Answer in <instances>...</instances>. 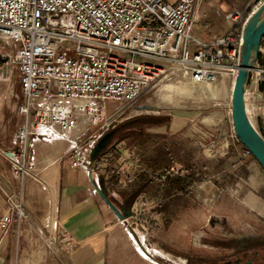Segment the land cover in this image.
<instances>
[{
  "label": "built area",
  "instance_id": "obj_1",
  "mask_svg": "<svg viewBox=\"0 0 264 264\" xmlns=\"http://www.w3.org/2000/svg\"><path fill=\"white\" fill-rule=\"evenodd\" d=\"M197 1L0 0V39L14 48L4 66L12 64L19 73L17 114L22 119L5 153L17 189L3 190L4 231L30 220L25 185L38 181L42 146L65 142L70 167L91 179L93 192L101 195L104 186L98 174L93 177L92 153L125 108L176 66L194 83H215L223 75L236 78L245 28L264 2L247 13L230 11V31L205 42L194 34ZM248 95L249 90L247 100ZM248 114L253 121L249 108ZM94 126L100 127L92 133ZM111 196L118 200L114 192ZM127 221L121 222L138 252L164 264L141 245ZM58 234L60 246L54 250V240L48 249L73 251L76 244L67 233Z\"/></svg>",
  "mask_w": 264,
  "mask_h": 264
},
{
  "label": "rangeland",
  "instance_id": "obj_2",
  "mask_svg": "<svg viewBox=\"0 0 264 264\" xmlns=\"http://www.w3.org/2000/svg\"><path fill=\"white\" fill-rule=\"evenodd\" d=\"M259 2L264 0H198L195 13L200 18L194 28L198 29L202 25L211 39L214 35L223 36L231 28L227 19L230 11L247 13ZM222 4L225 5L222 7ZM13 52L12 44L0 39V168L5 169V177L10 180L9 186L17 189V180L10 178L11 168L5 159V153L11 149V140L22 124V119L17 114V107L21 103L20 76L12 64L9 68L4 66L13 58ZM260 55L261 59L248 88L247 103L255 126L264 136V91L260 89L264 85V40ZM175 68L157 86L145 92L132 107L125 108L102 138L106 139L107 148L110 144H115L113 140L123 141L135 136L137 131L148 129L156 133L141 139L143 148H149L148 151L153 148L156 152L164 153L159 165L139 171L147 174L149 178L158 179L157 186H147L139 193L162 196L164 199L158 203V210L162 214L157 219L150 217L152 205L157 203L151 202L149 198L148 201L140 203L142 208L135 215H130L131 222L136 224L133 227L153 232L159 229L156 240L154 236L147 238L160 252L167 247L176 248V258L188 254L177 252L178 248H185V252L188 249L189 264H205L204 261L207 264H221L241 258L244 254L247 255V262L256 258L254 255L257 252L259 257L253 264H264V219L245 205L247 192L264 195V169L251 153H247L248 150L239 140H236L231 113L234 79L232 76L223 75L215 83H194L180 66ZM221 85L220 93L215 94ZM162 89H168L166 97L161 96ZM174 114H181L185 118L181 129L201 132L204 138L198 142L182 134L165 138L163 135L167 134L161 133L167 132ZM144 121H147L146 126L142 125ZM197 122L199 125L195 126ZM99 127L94 126L91 132ZM214 131L221 132L224 144L227 141L229 143V153L221 159L218 155L213 158L210 152L218 144L212 142ZM109 135L111 136L107 138ZM112 158H116V155ZM107 160L110 167L117 166V162L111 163L108 158ZM45 163L44 171H41V161L39 162L38 181L30 179L25 185L26 208L29 183L34 182L42 190L46 187L49 178L47 175L52 171V165ZM183 171V177L192 173L197 177L186 191H173L164 182V177L169 175L176 178ZM135 182H132V187L114 191L118 200L125 193L138 191V188L132 190L137 187ZM106 193L108 195V191ZM161 229L189 230L182 237L175 233L172 240L171 235H160ZM204 249H207L206 252ZM205 257L207 260L202 259Z\"/></svg>",
  "mask_w": 264,
  "mask_h": 264
},
{
  "label": "crops",
  "instance_id": "obj_3",
  "mask_svg": "<svg viewBox=\"0 0 264 264\" xmlns=\"http://www.w3.org/2000/svg\"><path fill=\"white\" fill-rule=\"evenodd\" d=\"M224 5L222 4V7ZM199 18L195 13L194 25L199 21ZM194 34L205 42L212 40L202 25L198 29L194 28ZM222 85L216 89L215 94L220 93ZM167 95L168 89H162L161 96L166 97ZM184 119L181 114H174L173 119H170L169 125L167 124L169 126L166 130L167 132L161 134H167L163 135L167 138L182 134L197 142L202 137L204 138L201 132L193 129H181ZM198 125V122L195 123V126ZM151 133H156V131L148 129L137 131L134 134L135 136H131L121 142L113 140L114 135H112L113 143H118L115 150L116 158H112L114 154L111 153L109 156L102 158L99 162V167L94 164L93 175L94 177L98 174L101 177L104 190L108 191L109 198L112 197L111 195L115 190L118 192L121 188L132 187L134 185L133 181H136L137 187L132 190L139 188L141 185L139 179L141 173L139 171L142 172L146 167L145 170L159 165L162 160L161 156H164V153L156 152L153 148L148 151L149 148H143L144 143H141V139H146ZM220 140L221 132L214 131L212 142L218 144L210 150L213 158L218 155V158L221 159L229 153L228 141L226 140L227 142L224 144ZM132 144L134 145L133 147ZM66 149L67 144L65 142H58L40 148L41 171H44L45 162H48V165H52V171L47 175L49 178H47L44 190L34 182L29 183L27 188L29 222L20 226L14 224L8 231H4L0 227V264H154L138 252L135 244L126 233L122 220L106 204L101 195L93 192L92 180L88 179L81 171L70 167L68 158L64 156ZM166 154L168 155L167 152ZM107 158L111 163L117 162V166L110 167ZM4 172L5 169L2 170L0 168V220L7 210L3 190L11 187L9 186L10 180L5 177ZM180 174L182 177L185 176L184 171L178 173V175ZM157 180L149 178V182L144 187L157 186L159 184ZM149 198L151 202L157 203L155 206L152 205L150 217L157 219L162 214L158 210V203L164 199L160 195L140 194L134 191L125 193L120 196L119 200L115 199L112 202L117 204L114 203L118 210L128 219L131 217L130 215H135L142 208L140 203L145 200L148 201ZM123 201H125V204H123ZM126 202L132 203L127 206ZM245 205L246 208L255 211L264 219V195L256 194V192H247ZM127 222L132 223L131 218ZM132 224L136 225L135 223ZM158 230L153 232L152 230L132 229L131 231L135 233L134 236L137 240L142 241L141 245L143 243V246L145 245L151 249V255L157 261L164 264H189L188 256H190V251L187 249V252H185L183 247L177 250V252L188 253L187 256L183 254L182 258H176V248L174 249V247L172 249L167 247L165 251L162 250L160 253L153 254L152 249L156 250L158 247L149 238L144 242L143 236H154V240H156L159 236L157 234ZM188 230L161 229L159 233L163 237L171 235L173 240L175 233L178 234L177 236L182 237ZM60 231L67 233L76 244L73 251L64 250L58 254L48 249L47 243H53L54 240V244H50L52 248L57 250V247L60 246V242H58V233ZM206 250L204 249V252ZM202 259H206V257ZM204 262L207 264V261ZM228 262L225 261V263L221 264H228Z\"/></svg>",
  "mask_w": 264,
  "mask_h": 264
},
{
  "label": "water",
  "instance_id": "obj_4",
  "mask_svg": "<svg viewBox=\"0 0 264 264\" xmlns=\"http://www.w3.org/2000/svg\"><path fill=\"white\" fill-rule=\"evenodd\" d=\"M264 40V3L250 18L244 34L243 46L240 58V68L234 80L231 113L235 135L239 142L248 150L249 153L258 161L264 169V136L257 129L248 114V104L246 93L251 85L253 72L256 70L261 54V44ZM109 135L107 138H109ZM105 140L101 139L92 153V159L101 153L105 148ZM104 201L119 216L125 219L126 216L118 210L112 200L106 194H101Z\"/></svg>",
  "mask_w": 264,
  "mask_h": 264
},
{
  "label": "trees",
  "instance_id": "obj_5",
  "mask_svg": "<svg viewBox=\"0 0 264 264\" xmlns=\"http://www.w3.org/2000/svg\"><path fill=\"white\" fill-rule=\"evenodd\" d=\"M261 59V55L259 57V60L258 62L260 61ZM261 91H264V85H261ZM142 125L146 126L147 125V121H144L142 122ZM126 138V137H124ZM121 140L119 139V141L117 142H120ZM117 142H115V144H113L112 146H108L107 148L103 149L101 151V153L96 157V159L94 160V164L95 165H98L99 167V162L102 160V158H105L107 156H109V154H114L115 155V150H116V146H117ZM197 176L192 173L190 176H186V177H182L181 175H179L178 177H172L169 175H165L164 177V182L166 183V185L168 184V186H170V188L173 190V191H186L190 186L191 184L193 183V180L196 178ZM139 179H140V182H141V185L139 186L138 188V191H142L143 188H145L144 186L149 182V177L147 174H141L139 175ZM114 182V181H113Z\"/></svg>",
  "mask_w": 264,
  "mask_h": 264
},
{
  "label": "flooded vegetation",
  "instance_id": "obj_6",
  "mask_svg": "<svg viewBox=\"0 0 264 264\" xmlns=\"http://www.w3.org/2000/svg\"><path fill=\"white\" fill-rule=\"evenodd\" d=\"M258 254H259V253L257 252V253H255L254 256H256V258H258V257H259ZM246 256H247V255L244 254L243 257H241V258L237 257L234 261H231V262L229 261L228 264H253L254 261L257 260L256 258H252V259H250V260H248V261L246 262V261H245Z\"/></svg>",
  "mask_w": 264,
  "mask_h": 264
},
{
  "label": "bare ground",
  "instance_id": "obj_7",
  "mask_svg": "<svg viewBox=\"0 0 264 264\" xmlns=\"http://www.w3.org/2000/svg\"><path fill=\"white\" fill-rule=\"evenodd\" d=\"M235 80V78H233Z\"/></svg>",
  "mask_w": 264,
  "mask_h": 264
}]
</instances>
